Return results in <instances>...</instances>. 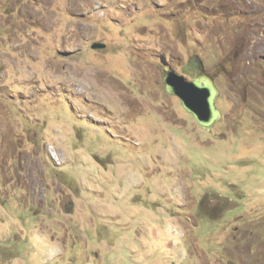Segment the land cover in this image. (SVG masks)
Masks as SVG:
<instances>
[{"label": "rangeland", "instance_id": "1", "mask_svg": "<svg viewBox=\"0 0 264 264\" xmlns=\"http://www.w3.org/2000/svg\"><path fill=\"white\" fill-rule=\"evenodd\" d=\"M0 264H264V0H0Z\"/></svg>", "mask_w": 264, "mask_h": 264}, {"label": "water", "instance_id": "2", "mask_svg": "<svg viewBox=\"0 0 264 264\" xmlns=\"http://www.w3.org/2000/svg\"><path fill=\"white\" fill-rule=\"evenodd\" d=\"M105 47L103 43H94L91 49L103 50ZM186 75L191 76L185 70L183 74L165 70V91L179 99L185 111L193 116L201 128L209 130L221 118V112L215 106L219 91L201 63L197 67L196 75L191 76L192 80H187Z\"/></svg>", "mask_w": 264, "mask_h": 264}, {"label": "flooded vegetation", "instance_id": "3", "mask_svg": "<svg viewBox=\"0 0 264 264\" xmlns=\"http://www.w3.org/2000/svg\"><path fill=\"white\" fill-rule=\"evenodd\" d=\"M195 67H196L195 65H194L193 67H191V70H193V71H190V75H191V76H194V75L197 73V72H196L197 70L195 69ZM196 68H197V67H196ZM189 78L192 80L191 77H189Z\"/></svg>", "mask_w": 264, "mask_h": 264}, {"label": "clouds", "instance_id": "4", "mask_svg": "<svg viewBox=\"0 0 264 264\" xmlns=\"http://www.w3.org/2000/svg\"><path fill=\"white\" fill-rule=\"evenodd\" d=\"M197 72V71H196ZM196 75V74H195ZM189 77H191V76H189ZM189 80H191V79H189Z\"/></svg>", "mask_w": 264, "mask_h": 264}]
</instances>
